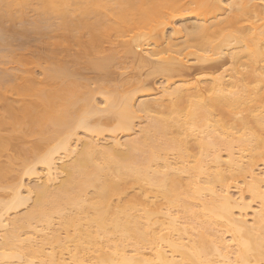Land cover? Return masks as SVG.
<instances>
[{
  "label": "bare ground",
  "instance_id": "bare-ground-1",
  "mask_svg": "<svg viewBox=\"0 0 264 264\" xmlns=\"http://www.w3.org/2000/svg\"><path fill=\"white\" fill-rule=\"evenodd\" d=\"M145 1L0 0V264H264V3Z\"/></svg>",
  "mask_w": 264,
  "mask_h": 264
},
{
  "label": "rangeland",
  "instance_id": "rangeland-1",
  "mask_svg": "<svg viewBox=\"0 0 264 264\" xmlns=\"http://www.w3.org/2000/svg\"><path fill=\"white\" fill-rule=\"evenodd\" d=\"M144 1H145V0H143V2H144ZM156 1H157V2H156ZM158 1H159V2H158ZM162 1H165L166 6H168L167 4L170 2V1H168V3H167L166 0H153V1L151 0V2H150L149 0H147L148 3H147L146 1H145V3H147L148 5H150V3L154 2V4L152 3V8H151L150 6H149V7L151 8V11H152V10L154 11V14H155V12H158V11L162 10V8L165 6V4H164ZM172 1H173V0H172ZM261 1L264 3V0H261ZM149 2H150V3H149ZM225 2L227 3L228 0H223V3H225ZM145 3H144V4H145ZM170 3H171V2H170ZM162 4H163L164 6H163ZM148 5H147V6H148ZM224 5H226V4H224ZM166 6H165V7H166ZM224 7H225V9H224L223 11H218V12H220V14H219V13H218V14L216 13V15H215V16H212V17H214L215 19L218 17L217 19H221V20H222L223 18L229 16V13H230L229 10H228L229 8L226 7V6H224ZM142 8H143V9L145 8L144 10H147L146 7H144V6H142ZM163 9H164V8H163ZM148 10L150 11V9H148ZM226 10H227V11H226ZM149 11H144V12H147L146 14H144L145 17H144V15H143V17H141V18L139 17V21L137 20L136 23H135V27H136V28H134V30H132L131 33H133V34H134L135 32H142V33H144L143 31H146V32L148 31L147 28H148V27H151V25H152L151 21L153 20L152 15H151V18H152V19L150 18L151 21H150V19L147 17V16H148L147 14H148ZM184 11H185V10H184ZM185 12H186V11H185ZM185 12H184V13H185ZM221 12H222V13H221ZM149 13H152V12H149ZM29 14H30V15H29V18H30V17L32 18V17L35 16V14H33L32 11L29 12ZM225 14H226V15H225ZM230 14H231V13H230ZM146 15H147V16H146ZM126 16H127V15H125V17H126ZM125 17L123 16L122 20H126L127 17H130V16H127L126 18H125ZM212 17H208V20H209V19H210V20L212 19V21H213L214 18H212ZM221 17H222V18H221ZM240 17H241V18L238 17L239 21H236L237 19H235L234 22H235L236 24L233 22V24L231 23V25H228L227 23L224 24L225 21H224L223 23L221 22L222 25L224 24V26H226V29L224 28L225 31L222 32V33H223V34H224V33L226 34V33H228V30H230V32H232V33L235 32V31H237V34H239L238 32L242 33V31H240V30H244L245 32L243 31V33H245V34H250L252 30H250V29L248 28L249 26L251 27V26H254V25H259V24H261V21H260L259 19L254 18V17H252V16H247V15L244 16V15H243V16H240ZM31 18H30V19H31ZM124 18H125V19H124ZM130 18H131V17H130ZM130 18H129V20H130ZM181 18H182V17H180V19H179V17H175V18L173 19V21L171 20V21H172V22H170L171 25L168 26V27L166 28L165 31H166L167 33L170 32V30H171L170 28H171V27L181 28V21L184 20V18H182V20H181ZM189 19H190V18H189ZM191 19H193V18H191ZM217 19H216V20H217ZM208 20H207V21H208ZM210 20H209V21H210ZM207 21H206L205 24H209V22L207 23ZM127 22H128V19H127ZM226 24H227V25H226ZM133 26H134V25H133ZM233 26L238 27L237 30H236V28L233 27ZM231 27H233V28H235V29H232ZM242 27H244L245 29H244V28L242 29ZM228 28H229V29H228ZM230 28H231V29H230ZM247 28H248V30H247ZM224 29H223V30H224ZM227 29H228V30H227ZM239 29H240V30H239ZM234 30H235V31H234ZM238 30H239V31H238ZM246 31H248L249 33H247ZM131 33L129 32L130 35H131ZM222 33H221V34H222ZM129 34H128V35H129ZM219 34H220V33H218V34H216V35L219 36ZM31 35H32V34H31ZM213 37H215V36H213ZM219 37H220V36H219ZM178 38H180V35L178 36ZM216 38H217V36H216ZM216 38H215V39H216ZM16 42H17V41H15L14 43H16ZM18 42H20V41H18ZM18 42H17V43H18ZM35 42H36V43H35ZM35 42H34V41H31L30 43L33 44V45H38L37 43H39V42H37V41H35ZM28 43H29V42H28ZM30 43H29V44H30ZM143 43H145V42H143ZM33 45H32V46H33ZM1 47H2V46H0V48H1ZM145 47H146V46H143V47H142V48H144V50L141 48V49H137V51H138V50H141L139 53H141L142 55H143V54L145 55V54H146L145 52H146L147 49H148V47H146V48H145ZM39 49H40V48H39ZM40 50H41V49H40ZM142 50H143V51H142ZM145 50H146V51H145ZM27 54H28V56H29L30 53H27ZM27 54H26V55H27ZM32 55H33V56H31V57H32L31 59H33V60H37V56H34V54H32ZM146 55H147V54H146ZM29 57H30V56H29ZM38 61L40 62V58H39ZM226 61H227V62H226ZM228 61H229V60H226V59H225V60L220 59V61L209 63V65H211V64H212V65H215L216 63L221 62V63H222V66H221V65H218L219 67L217 66L216 70H214V74H218L219 72L221 73V72L223 71V69L229 67L228 65L230 64V61H229V62H228ZM185 63H186V62H185ZM185 63H184V64H185ZM127 64L129 65V67L131 66V69H129V70H132V65H130L129 62H128ZM188 64L191 65V66H189ZM128 65H127V66H128ZM216 65H217V64H216ZM216 65H215V66H216ZM127 66H126V67H127ZM185 66L190 68V69L187 68V70H185V71H186V72H187L188 70H190V71H188V73H185V72H184V75L186 74L187 76H186V75H185V76L183 75V76H182V77H184L183 80H185V79H186V81H188V80L190 81V80H191L190 82H193V80L195 81V78L197 77V75H199L200 72H198V73H197V71L195 72V70L193 69L194 67H193L192 63L190 64L189 61H187V63L185 64ZM129 67H127V68H129ZM126 70H128V69H126ZM38 71H39V69H36V70H35L36 73H40V71H39V72H38ZM119 71H120V70H119ZM121 71H125V68H124L123 70H121ZM132 71H133V70H132ZM125 72H126V73H127V72L130 73L131 71H130V72H129V71H125ZM192 72H193L194 74H193ZM204 72H205V73H208L207 71H204ZM204 72H203V73H204ZM195 73H196V74H195ZM201 73H202V72H201ZM225 73H227V72H224V74H225ZM188 74H189V75H188ZM37 75H39V74H37ZM159 76H160V75L155 76V77H152V78H151V77H148V79H147L148 82H151V81H152L154 87L152 86V82H151V85L148 83V85H150L151 87H150V86H147V87H148V88H151V89H152V87H153V89H154V88H157V90H158L159 88H162V86H163L164 84L161 85L160 83H161V81L163 80V79H162L163 77H162V76L159 77ZM190 76H191V77H190ZM177 77H178V76H177ZM177 77H176V78H177ZM182 77H181V78L178 77V78H180L179 80H182ZM185 77H187V78H185ZM155 78H156V79H155ZM150 79H152V80H150ZM174 80H175V79H174ZM176 80H178V79H176ZM179 80H178V82H179ZM189 81H188V82H189ZM174 82H175V83H174L175 85L178 84L177 81H174ZM176 82H177V83H176ZM155 84H156V85H155ZM155 86H156V87H155ZM157 90L155 89L154 92H155V91L157 92ZM160 91H161V89L158 91V93H159ZM156 92H155V93H156ZM158 93H157V94H158ZM96 99H97V100H96L97 102L100 101V100H98V98H96ZM141 119H142V122H140ZM141 119H140V120H139V119L136 120V122H137V124H136L137 126H136V127H138V125H139V127H140L141 125L143 126L144 123L147 122V119H145L144 117L141 118ZM143 120H144V121H143ZM138 121H139V123H138ZM141 123H142V124H141ZM139 127H138V128H139ZM138 128H136V129H138ZM222 154H224V152H223ZM130 192H135V191H134V190H130L129 193H130ZM232 192H233V193H236L235 190L232 191Z\"/></svg>",
  "mask_w": 264,
  "mask_h": 264
}]
</instances>
